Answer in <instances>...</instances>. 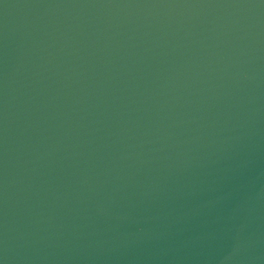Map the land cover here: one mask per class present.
I'll use <instances>...</instances> for the list:
<instances>
[{"label":"water","instance_id":"water-1","mask_svg":"<svg viewBox=\"0 0 264 264\" xmlns=\"http://www.w3.org/2000/svg\"><path fill=\"white\" fill-rule=\"evenodd\" d=\"M0 264H264V0H0Z\"/></svg>","mask_w":264,"mask_h":264}]
</instances>
